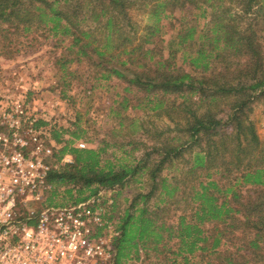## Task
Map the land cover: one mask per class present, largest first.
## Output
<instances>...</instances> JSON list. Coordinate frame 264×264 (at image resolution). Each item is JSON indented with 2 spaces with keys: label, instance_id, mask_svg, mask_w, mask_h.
Wrapping results in <instances>:
<instances>
[{
  "label": "trees",
  "instance_id": "1",
  "mask_svg": "<svg viewBox=\"0 0 264 264\" xmlns=\"http://www.w3.org/2000/svg\"><path fill=\"white\" fill-rule=\"evenodd\" d=\"M150 1L0 0L1 37L42 30L69 38L64 74L75 76L68 65L86 61L97 81L116 76L128 93L143 94L135 107L150 106L179 133L135 163L104 164L109 143L77 147L86 132L78 123L73 130H54L61 145L54 155L60 161L69 154L73 161L50 173L48 203L59 204L53 200L62 186L70 196L90 190L78 203L146 176L148 191L136 193L118 224L114 264H145L152 252L163 264H247L250 255L264 264V140L249 115L253 103L264 99V0ZM174 5L209 17L200 31L193 24L178 32L188 54L180 65L172 56L156 59L162 20ZM61 93L66 95L64 88ZM128 101L125 96L124 109ZM46 124L39 119L37 125ZM184 156L180 174L163 175ZM244 185L253 187L252 194L242 193ZM234 239L241 241L235 251L220 249ZM213 255L219 263L204 261Z\"/></svg>",
  "mask_w": 264,
  "mask_h": 264
},
{
  "label": "rangeland",
  "instance_id": "2",
  "mask_svg": "<svg viewBox=\"0 0 264 264\" xmlns=\"http://www.w3.org/2000/svg\"><path fill=\"white\" fill-rule=\"evenodd\" d=\"M154 2L157 0L150 1L149 5ZM189 8L174 5L173 14L162 20L164 32L159 43L160 53L156 59L172 56L180 65L188 55L185 48L178 44V32L193 24H196L200 31L209 19L207 16H201L202 10ZM8 37L9 39L0 36V111L9 113L16 107L24 108L29 115L46 121L48 124L40 126L49 137L45 139L46 142L54 146L49 160L57 168L67 162L62 159L59 161L54 155L61 145L56 141L53 132L61 129L73 130L76 123L86 132L75 145L79 141L86 143L85 148L104 147L106 143L110 144L103 155L104 164L109 160L116 164L135 163L153 145H161L162 141L179 135L168 117L156 115V111L145 104L144 108L135 107L143 94L137 90L128 93L125 90L127 83L116 76L109 80L97 81L95 67L86 61L72 62L68 65V70L74 71L75 76L64 74L61 67L64 60L61 58L69 52V38L55 37L42 30L28 36L18 33ZM187 69L191 70L190 67ZM63 88L66 91L65 96L61 93ZM125 96L129 98L126 109L121 104ZM172 99L173 96L168 102ZM118 112L122 115L119 116ZM249 115L264 140V99L253 103ZM122 120L124 124H120ZM66 137L71 136L67 134ZM114 143L117 145L114 146ZM153 157L158 158V154H154ZM175 162L174 167L165 168L164 176L171 178L180 174L181 169H185V156L176 159ZM215 177L218 178L219 175L215 174ZM241 187L245 196L252 194L251 185ZM66 188L68 187L60 188V193L53 200L54 203L68 205L77 197L90 194V190L83 193L74 190L70 196L65 192ZM148 189L147 177L142 176L138 177L137 181L134 179L128 182L123 188L103 189L99 193H102L103 205L108 209L107 216L118 226L136 193ZM49 196L48 192L47 204ZM168 217L170 222L177 219L174 215ZM220 227L223 228V225ZM240 243V239H234L226 242L220 249L235 251ZM252 256L250 255L251 260L247 264H262V261H256ZM162 259L158 260L157 255L152 252L145 264H163ZM209 259L213 262L215 255L207 256L204 261ZM197 260L199 259L196 258L194 261ZM178 261H181V257H178ZM215 261L219 263V260ZM124 264L143 263L140 260L129 259Z\"/></svg>",
  "mask_w": 264,
  "mask_h": 264
},
{
  "label": "built area",
  "instance_id": "3",
  "mask_svg": "<svg viewBox=\"0 0 264 264\" xmlns=\"http://www.w3.org/2000/svg\"><path fill=\"white\" fill-rule=\"evenodd\" d=\"M38 121L24 108L0 111V264H114L120 230L102 193L68 205L46 203L57 167ZM62 160L73 161L69 154Z\"/></svg>",
  "mask_w": 264,
  "mask_h": 264
}]
</instances>
